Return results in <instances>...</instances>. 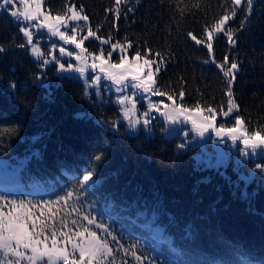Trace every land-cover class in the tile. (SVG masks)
Wrapping results in <instances>:
<instances>
[{
  "label": "trees",
  "instance_id": "1",
  "mask_svg": "<svg viewBox=\"0 0 264 264\" xmlns=\"http://www.w3.org/2000/svg\"><path fill=\"white\" fill-rule=\"evenodd\" d=\"M45 1L54 14H67L73 3L82 6L99 35L130 42L131 53L139 50L160 65L158 91L182 92L192 108L227 111L231 85L216 65L225 57L238 62L232 87L238 113L250 132L264 134V0L252 1L250 11L246 2L239 7L233 0ZM233 11L226 28L235 46L225 32L215 36L211 52L189 37L207 40L208 30ZM21 28L0 10V46L6 49L0 52V157L15 162L27 156L25 181L52 179L57 195L0 194L33 204L54 199L48 207L30 208L37 224L46 225L41 239L93 232L89 221L97 218L113 236L112 254L102 264H264V184L245 193L222 172L201 167L196 148L167 135L162 122L153 135L113 131L121 106L112 99L98 102L80 79L61 75L57 66L43 71L29 46L19 47L25 43ZM211 57L215 63L205 62ZM89 170L96 178L91 187L82 182ZM156 224L164 226L163 236L154 234Z\"/></svg>",
  "mask_w": 264,
  "mask_h": 264
},
{
  "label": "rangeland",
  "instance_id": "2",
  "mask_svg": "<svg viewBox=\"0 0 264 264\" xmlns=\"http://www.w3.org/2000/svg\"><path fill=\"white\" fill-rule=\"evenodd\" d=\"M254 1V0H252ZM33 7L35 6L36 0H31ZM245 0H242V3L238 5L239 7L243 5ZM41 4V19L43 18V15H49V16H56V15H62V14H54L52 13L45 0H40ZM0 10H5L3 8H0ZM12 10H18L23 11V6L20 4L17 0V3L14 7H9L7 11L11 12ZM77 10H80L77 8ZM82 14L87 15L84 11ZM66 15V14H65ZM88 16V15H87ZM232 19V15H228ZM14 18V17H13ZM15 19V18H14ZM229 19V20H230ZM16 20V19H15ZM228 20V21H229ZM228 21L225 22L224 25L221 27L224 29L223 31H216V25L214 28L209 29L208 33L211 32L212 39L209 40H201L202 43L204 42L206 45L208 43L212 44L213 48V41L216 35L225 32L227 35L229 33L228 29L226 28V25ZM28 23L30 26L35 25L37 21H30L25 22ZM75 23L79 27L83 28L84 31L78 32V37L82 35H86V31L88 28H91L94 32H96L90 25V20L88 17L87 21H78V22H70ZM23 27V24H22ZM64 30L63 28L61 29ZM34 31V44H36L39 48L41 53L43 55L40 59H36L34 55L32 56L39 61L43 59L51 60V56L55 55L57 57H60V53L58 51V48L60 46L67 47L69 50H71L74 46L71 45H64L63 42H58V37L52 36L50 32L46 28L41 29H33ZM97 33V36L100 37V40H95L93 38H89V40H86L84 43V47L87 49L86 53H82L86 57L83 61H75L74 57H63L61 59V62H64L67 66V63L69 61L73 62L77 67L83 66L85 64L90 65L92 63V59L90 54H96L99 52L101 48L105 51L107 54L108 51V45L101 44L100 41L104 39H109L108 37H103ZM207 33V37H208ZM71 34V33H70ZM194 35V34H193ZM196 36V35H195ZM197 37V36H196ZM111 39V38H110ZM197 39H199L197 37ZM112 40V39H111ZM200 40V39H199ZM113 43L115 41L112 40ZM121 44H125L127 46V43L120 42ZM231 43L233 46L236 45V39L231 37ZM31 51V46H29ZM77 52L80 50L77 49ZM122 55H127L129 59H132L135 53L130 52V48H128L126 53H121ZM143 58H147L150 60H154L147 54H141ZM106 59L109 60V63H115L118 62V56L114 53L110 58L107 57ZM212 61H216L214 57H211L210 59H206L205 62L211 63ZM143 60H141V63ZM213 63V62H212ZM238 65L239 63L236 62ZM220 64V62L218 63ZM41 65V63H40ZM50 66H57L58 71L61 75L71 76L80 79L86 86V84L92 83V77L95 75H101V81L93 86L88 87L87 91L91 95H95L98 102H104L109 100H114L116 103H118L119 99L123 98V96L128 95L133 100L136 101V111L134 114H130L131 118L133 120H141L143 121L146 117L144 116L145 112H148L150 116L148 117L147 123L142 122H133L131 124L128 123V120L124 117V108L130 107V104L125 105H119L121 106V114L120 116L115 120V128L117 132H121L122 128L125 129L126 132L130 134H136L139 132H146L149 135H153L156 133V125L159 122L164 123L165 127L163 131L167 135H179L183 139H185L187 145L193 146L196 148L195 157L197 163L203 167V168H212L216 169L220 172H222L224 175L227 176V178H230L231 181L236 183L238 186H240L245 193L249 192L250 186L253 187L254 191L258 190L259 185L264 184V142H260L258 144H244V133H247L251 135L255 132H250L245 122L243 124V127H240L239 125H236L235 119L237 116L243 118L238 112L239 107L237 103L235 102V99L232 95L229 102V108L232 107L233 103L237 105L235 111H233L228 116H224L223 112L220 113L216 108L213 107H204L199 106L202 109V112L198 113L196 111L197 107H189L185 105L182 101V97L184 96H172L173 99L169 100L167 98V95L164 96H153L151 94H143V98L137 94L133 96V90L127 89L125 91H117V85L114 84L112 81H107L103 74L99 73V71L93 72L90 68L87 69V72L85 75H81L79 73H61L59 70L58 65L53 63H49L48 65H41V68L43 71H45ZM240 70V65L237 70H234L236 72L234 81L230 84L231 92L233 91L234 82L236 80L237 72ZM152 71L154 74V78L156 80V64H153ZM147 73V69H145V74ZM157 82V80H156ZM41 84H45L50 86V82L48 80H41ZM156 87V85H155ZM52 88L50 87V90ZM154 104L157 107L161 109L160 112L155 111V108H152L149 106V104ZM173 106H183L186 109H190L188 113L185 114V116L178 117L176 119H173L171 117L166 116L163 112L168 111L170 115L175 116V114L172 112ZM208 109H213V112L210 113ZM79 115H85L86 112L84 110L78 112ZM210 115H215V120L212 122L213 127L211 128H201L199 126H194L192 124V119L197 120L199 124H207V120L205 117H208ZM186 116H190V119H186ZM97 121H102L104 123H107L105 119L96 117ZM113 126V125H112ZM223 127L227 131L228 129H236L235 135L237 138L233 139L232 135L230 134H217V129ZM260 136L256 137L255 139L257 141H264V134L259 132ZM28 157L27 156H19L17 161H12L10 158L7 157H0V161H7L9 165H11V168L4 170L2 167H0V189L3 191H7L11 194L13 193H20L21 191L25 193H31L35 195H49L53 192V183L52 179L49 182H26L24 175H23V167L25 166L27 162ZM15 169H20L19 175L21 177V185L17 186L15 184V177L13 176L12 172ZM31 180V179H29ZM96 181V178L94 175L92 176V179L85 184L88 187H91ZM7 207V206H6ZM5 207V211L8 210ZM97 211L100 213H105L104 207L98 206ZM92 225L95 227V230L93 232L96 233L97 239L106 246L107 253L103 257L104 262L107 260V258L112 254L113 248L112 244L110 242L111 238L113 237L108 226L100 222L97 218L91 219ZM83 232V239L89 238V233L86 231L79 230L73 235L66 236L62 239H60L58 236L55 238L57 239V248H63L68 254L69 259H79V252L78 249L74 252L73 250V243L80 244L82 242V238L77 235L78 233ZM164 232V226L160 224H156L154 228V234L158 237L163 236ZM67 240V242H65ZM47 246L49 249H51V239L46 241ZM43 247V246H42ZM22 250V249H21ZM32 255L30 250L26 253L23 260L17 259L15 256L12 255H4L0 254V264H28L27 256ZM42 263L41 261L37 260L34 262V264ZM63 263L62 261L60 264ZM50 264H54V262H50ZM87 264V262H86ZM93 264H96L94 261Z\"/></svg>",
  "mask_w": 264,
  "mask_h": 264
},
{
  "label": "snow or ice",
  "instance_id": "3",
  "mask_svg": "<svg viewBox=\"0 0 264 264\" xmlns=\"http://www.w3.org/2000/svg\"><path fill=\"white\" fill-rule=\"evenodd\" d=\"M20 4L23 6V11L12 10L10 15L16 19V22L23 24L21 28L22 35L25 39V43L19 45L20 48H25L31 46V53L34 55L36 59H40L43 53H41L40 48L34 44V31L33 29H41L46 28L48 32L51 33L52 36L58 37V42H63L64 45L74 46L71 50L67 47L60 46L58 51L60 53V57L55 55L51 56V60L43 59L40 60L41 65H48L49 63L55 62L58 65L61 73H79L81 75H85L87 69H91L93 72L99 71V73L103 74L107 81L114 82L117 85V91H125L127 89L133 90V96L139 94L143 98V94H151L153 96H164L167 95L169 100H172L173 97L168 95L167 93L160 92L156 89V80L154 78V74L152 71L153 64L156 63L155 60H150L147 58H143L139 50H137L132 59H129L127 55H122L121 53H126L128 48L131 47V43L128 42L127 46L125 44H121L119 41L113 43L112 40L104 39L101 42L103 45H108L107 54L101 48L98 53L90 54L92 63L90 65H83L77 67L73 62L69 61L67 66L64 62H61L63 57H74L75 61H83L86 59L82 53H86L87 49L84 47V43L89 38H93L95 40H100V37L97 36V33L94 32L91 28H88L86 31V35H82L78 37V32L84 31L83 28L79 27L75 23L70 22H78V21H87L88 16L82 14L83 9L82 6L80 10H77L76 5L73 3L66 9V15H56L54 17L49 15H43L41 19V4L40 0H36L35 6L31 0H18ZM247 7L250 11L252 0H245ZM17 3V0H0V8L7 10L9 7H14ZM121 0H115V4L119 5ZM235 5H240L242 0H233ZM119 13L117 12V16ZM235 16V12H232V17ZM231 17L228 15H224L219 23L216 25V31H223L224 29L221 27L228 21ZM37 21L35 25H29L25 22ZM64 29L63 31L61 29ZM71 33V34H70ZM191 40L195 41L197 45L201 44L202 41L197 39L195 35L192 33H188ZM229 41L231 42V32L228 33ZM209 40L212 39L211 32L208 33ZM209 52L212 50V44L208 43L206 45ZM80 51L77 52L76 50ZM6 49L3 46H0V52H5ZM151 53V50H147ZM118 56V62L109 63V60L106 59V55L110 58L113 54ZM157 56H160V53H156ZM141 60L143 62L141 63ZM215 63V61H212ZM218 69L222 72L223 77L226 80L227 84H231L234 79L239 65L236 62H228L227 57H225L224 63H220L216 65ZM145 69H147V73L145 74ZM160 71V65H156V72ZM101 81V75H95L92 77V83L86 84V91L88 87H93L97 85ZM14 89V84L11 86ZM88 92V91H87ZM183 96V93H180ZM228 97H232L231 90L227 93ZM118 103L120 105L130 104V107L124 108V117L128 120V123L131 124L133 122H142L147 123L148 117L150 114L148 112L144 113L146 117L143 121L141 120H133L130 114H134L136 111V101L133 100L128 95L123 96V98L119 99ZM150 107L155 108V111L160 112L161 109L154 104H149ZM237 105L233 103L232 107L228 109L227 112L224 113V116H228L233 111H235ZM190 109H186L183 106H173L172 112L175 116L170 115L168 111H164L163 113L176 119L181 116H185ZM196 111L198 113L202 112V109L197 106ZM210 113L213 112V109H208ZM186 119H190V116H186ZM208 121L206 125L199 124L197 120L192 119V124L194 126H199L201 128H211L213 127V121L215 120V115H210L205 117ZM103 124L102 121L99 122ZM236 125L243 127L244 119L237 116L235 119ZM113 131H116L115 125L113 123ZM236 129H228L220 127L217 129V134H230L232 138H237L234 134ZM260 133L255 132L251 135L244 133V144H258L264 141H257L255 138L259 137ZM36 157H40V153L34 154ZM95 160V157L93 158ZM61 167L64 166V162H59ZM0 167L4 170L11 168V165L8 164L7 161H0ZM20 169L13 170L12 174L15 177V184L17 186L21 185V177L19 175ZM94 173L89 170L85 171L82 176L83 184H87L91 179ZM31 195V193H29ZM53 198L57 195V193L51 194ZM67 195H71V193H67ZM63 199V197H61ZM54 202L53 200H38L36 204H41L43 207H48L50 204ZM36 204H33L32 201H28L25 203L24 200H16L8 199V195L0 194V254L4 255H12L15 256L19 260H23L26 253L30 250L32 255L27 256L28 264H34L35 261L39 260L42 264H50V262H54V264H60L62 261L63 264H93L95 261L96 264H101L103 257L107 253V248L103 245L96 237L95 232H89V238L83 239V232L78 233L82 238V242L80 244L73 243L74 252L78 249L79 259H69V254L63 248H57V239L56 233H52L51 237V249L48 248L46 241L49 237H44L41 239V236H44L45 224H37L36 220L32 218V213L30 211L31 207H35ZM7 206L8 211L6 212L4 209ZM87 218V217H85ZM92 223V221H89ZM38 229V230H37ZM67 242V240L65 241ZM43 246V247H42ZM22 249V250H21Z\"/></svg>",
  "mask_w": 264,
  "mask_h": 264
}]
</instances>
